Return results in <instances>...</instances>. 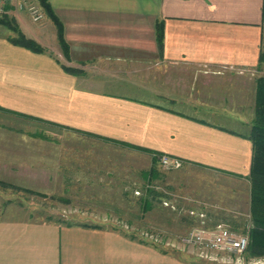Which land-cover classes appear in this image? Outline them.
<instances>
[{
    "label": "crops",
    "instance_id": "1",
    "mask_svg": "<svg viewBox=\"0 0 264 264\" xmlns=\"http://www.w3.org/2000/svg\"><path fill=\"white\" fill-rule=\"evenodd\" d=\"M47 1L61 41L47 17L33 23L10 11L42 53L12 44L16 33L0 25L6 30L0 34V181L17 185L19 172L32 176L34 135L20 139L18 130V120L29 116L177 158L182 168L217 181L249 183V130L221 124L242 128L253 118L264 0ZM67 155L58 168L64 185L78 181L68 174ZM0 264L188 263L109 227L34 221L8 202L0 209Z\"/></svg>",
    "mask_w": 264,
    "mask_h": 264
},
{
    "label": "rangeland",
    "instance_id": "2",
    "mask_svg": "<svg viewBox=\"0 0 264 264\" xmlns=\"http://www.w3.org/2000/svg\"><path fill=\"white\" fill-rule=\"evenodd\" d=\"M22 2L38 3L36 0H17L12 6L31 20L25 10L18 8ZM11 14L6 17L12 19ZM0 34H6V30L0 28ZM256 76H264V60L259 61ZM200 109L206 108H195L198 112ZM248 112L252 114L253 109ZM198 115L203 117V114ZM24 119L18 120L19 138L25 137V133L34 135V169L31 177L27 173L28 178L24 171L19 172L17 185L0 181V209L6 203L14 202L34 221L109 227L188 264H264V257L203 254L182 242L193 228L187 217L196 225L202 221L205 226L221 224L236 233L249 232V183L237 179L217 181L184 168L165 169L152 161L157 154H162L148 152V157L146 152L136 151L134 146L119 147L109 143L110 140L92 139L89 134L38 117ZM251 123H243L242 128L231 123L221 125L244 133ZM27 140L30 147L31 141ZM5 141L9 142L8 139ZM25 146L23 139L19 150ZM65 154L72 159V170L68 174L72 179L74 175L78 178L77 182L71 180L70 185H64L65 181L61 180L64 172L58 170ZM152 167L161 178L148 183L147 175ZM216 183L223 186L215 188ZM145 189L165 195L158 206L146 213L141 210L140 200L146 194ZM164 213L166 215H162Z\"/></svg>",
    "mask_w": 264,
    "mask_h": 264
},
{
    "label": "trees",
    "instance_id": "3",
    "mask_svg": "<svg viewBox=\"0 0 264 264\" xmlns=\"http://www.w3.org/2000/svg\"><path fill=\"white\" fill-rule=\"evenodd\" d=\"M39 7L43 10L45 16L50 19L58 30V38L61 41L62 31L61 25L58 22L56 16L53 13L51 6L47 0H36ZM0 25L10 28V30L15 31L16 36L9 39V41L19 47L25 48L33 53H42L43 49L33 40L26 38L23 34L18 31L17 25L15 24L13 18L8 19L6 16L0 18ZM156 38L158 44L161 46L163 39V24L159 23L156 26ZM264 60V53L261 51L259 53V61ZM69 74H76L77 71L70 68H63ZM249 132L246 139L250 141L252 145V156L250 162L249 175L247 177L250 189H249V215L251 221V230L249 231V246L246 254L253 258L264 257V76L257 78L256 80V99L254 106L253 119L251 121ZM133 147V146H130ZM136 151L146 152L142 148L134 147ZM156 155V154H155ZM157 156L152 158L155 163L158 162ZM155 166V165H154ZM148 183H152L154 180L161 178V174L158 173L155 167H152L147 175ZM146 194L143 198H140L142 203V208L145 213L156 207L161 203L162 198L165 197L164 194L156 192L152 189H145ZM162 215H166L165 213ZM189 219L188 223L192 224L193 228L200 226V223L194 222L193 219ZM186 218V220H187ZM129 225V224H128ZM215 225H210L207 227H214ZM94 227H100L94 225ZM192 228V229H193ZM231 230V229H230ZM232 231V230H231ZM235 231V230H234ZM128 235V234H126ZM133 239L131 236H127ZM155 248V246H152ZM156 249V248H155Z\"/></svg>",
    "mask_w": 264,
    "mask_h": 264
},
{
    "label": "built area",
    "instance_id": "4",
    "mask_svg": "<svg viewBox=\"0 0 264 264\" xmlns=\"http://www.w3.org/2000/svg\"><path fill=\"white\" fill-rule=\"evenodd\" d=\"M16 2L17 0H0V18L10 13ZM18 8L25 10L33 23H39L45 18L42 9L35 3L22 2L19 3ZM158 163L169 170L181 169L183 165L179 159L164 154L158 156ZM191 215L194 214L191 213ZM182 242L203 254L243 257L249 246V232L236 233L221 224L207 227L201 222V226L190 230Z\"/></svg>",
    "mask_w": 264,
    "mask_h": 264
}]
</instances>
